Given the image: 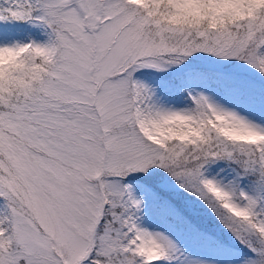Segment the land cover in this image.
<instances>
[{"label": "snow or ice", "instance_id": "snow-or-ice-1", "mask_svg": "<svg viewBox=\"0 0 264 264\" xmlns=\"http://www.w3.org/2000/svg\"><path fill=\"white\" fill-rule=\"evenodd\" d=\"M0 264H264V0H0Z\"/></svg>", "mask_w": 264, "mask_h": 264}, {"label": "rangeland", "instance_id": "rangeland-1", "mask_svg": "<svg viewBox=\"0 0 264 264\" xmlns=\"http://www.w3.org/2000/svg\"><path fill=\"white\" fill-rule=\"evenodd\" d=\"M20 26H22V27H20ZM27 31H28V28L26 26L14 23L12 25L5 26L4 35L6 37L12 36V37L24 38ZM177 100H178V102L182 103V101H179V98H177ZM166 210H167V204H160L158 206V211L163 212ZM187 239L191 245L196 246L195 247L196 251H199L201 249H207L208 251H213V252L217 251V249L212 247V242L201 238L197 234H193V233L189 232L187 234Z\"/></svg>", "mask_w": 264, "mask_h": 264}, {"label": "trees", "instance_id": "trees-1", "mask_svg": "<svg viewBox=\"0 0 264 264\" xmlns=\"http://www.w3.org/2000/svg\"><path fill=\"white\" fill-rule=\"evenodd\" d=\"M22 27V26H21ZM171 195L174 197L175 204L186 214L199 220L203 213L197 211L196 205L190 199H187L183 194L182 190L178 188H173L171 190ZM207 227V225H205Z\"/></svg>", "mask_w": 264, "mask_h": 264}]
</instances>
